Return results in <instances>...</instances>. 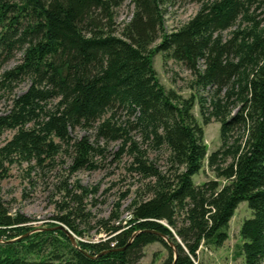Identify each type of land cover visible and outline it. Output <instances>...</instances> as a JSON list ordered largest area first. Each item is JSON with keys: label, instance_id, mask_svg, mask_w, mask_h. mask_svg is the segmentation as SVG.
I'll return each instance as SVG.
<instances>
[{"label": "trees", "instance_id": "trees-1", "mask_svg": "<svg viewBox=\"0 0 264 264\" xmlns=\"http://www.w3.org/2000/svg\"><path fill=\"white\" fill-rule=\"evenodd\" d=\"M121 2L0 0V62L21 53L3 73L4 84L29 81L0 116V134L15 132L0 146V179L18 158L38 165L53 159L60 148L54 140L73 151L72 172L95 168L96 148L85 136L71 137L93 128L96 140L120 141V152L132 157L130 171L151 180L148 198L131 202L125 225L118 215L100 220L97 233L106 239L77 241V247L57 224L33 228L30 218L10 214L0 200V264H134L156 242L168 252L163 264L173 263L174 249V264H198L201 245L227 240L241 202L252 217L241 224L239 254L243 264H264V0H130L131 19L116 35L114 10ZM180 2L200 7L166 32L164 8ZM156 53L183 64L193 85L209 93L197 102L203 125L220 124V146L208 156L194 97L159 83ZM120 110L129 118L115 123ZM132 131L143 144L167 148L171 175L148 163ZM204 161L225 185H194ZM75 190L80 194L68 190L67 197L77 204L95 193L78 184ZM75 211L51 220L81 237Z\"/></svg>", "mask_w": 264, "mask_h": 264}, {"label": "rangeland", "instance_id": "rangeland-1", "mask_svg": "<svg viewBox=\"0 0 264 264\" xmlns=\"http://www.w3.org/2000/svg\"><path fill=\"white\" fill-rule=\"evenodd\" d=\"M200 5L195 3L180 2L164 8V29L171 32L180 28L191 19L199 10ZM133 12L130 0H122L114 10V28L116 35L124 25L129 22ZM224 33L223 37H227ZM158 41L152 45H157ZM21 53L14 52L8 60L0 62V116L5 114L11 104V99L24 93L29 87V81L22 80L12 83L7 87L2 75L6 70L17 65ZM153 68L159 83L166 90H173L180 97L195 99L192 110L193 115L202 127L203 141L207 146V156L216 151L220 146V124L213 119L208 124H202L199 114L198 99L208 97L207 91H201L193 85V76L183 66L174 60L163 58V54L153 56ZM52 103H48V108ZM108 118L105 116L104 119ZM125 111L115 115V123H123L128 119ZM15 132L5 130L0 134V146L6 143ZM83 136L96 148L91 158L95 168H83L72 172L73 151L66 145L54 140L59 152L53 159H46L38 165L35 161H22L20 158L4 166V177L0 179V200L10 214H22L30 218L33 228H45L50 224H59L52 218L62 216L68 210H76L78 216L75 225L84 233L81 237L72 234L76 241L97 242L106 239L103 231L97 233L100 227L98 221L106 220L112 215H118V222L125 225L128 219V210L133 200L148 198L145 186L151 180H143L132 173V157L126 150L120 152V141L96 140L95 130H75L71 132L72 140H79ZM130 137L139 141V150L162 173H170L167 148H155L153 144L141 143L139 135L132 131ZM171 175V173L169 174ZM194 185L201 186L206 182L217 181L223 186L227 181L217 179L215 174L203 163L202 169L192 178ZM93 190L95 193L88 197H80V204L67 197V191L79 195L75 185ZM126 195V197H123ZM69 207V208H68ZM252 212L246 202L237 206L233 217L229 221L227 240L220 247L214 245H201L197 251L198 264H243V257L239 254L242 239L239 235L241 224L250 219ZM73 218V217H72ZM163 224H166L163 222ZM56 225V226H57ZM102 239V240H103ZM143 256L134 264H163L168 258V252L161 243L147 245L142 250Z\"/></svg>", "mask_w": 264, "mask_h": 264}, {"label": "water", "instance_id": "water-1", "mask_svg": "<svg viewBox=\"0 0 264 264\" xmlns=\"http://www.w3.org/2000/svg\"><path fill=\"white\" fill-rule=\"evenodd\" d=\"M56 229L63 231V232L66 234V236L69 238L71 244H72L74 247H77V241L75 240V238H74V236L72 235V233H71V232H70L65 226H63L62 224H58V226L56 227ZM162 238L164 239V241H165L169 246L173 247L172 242L169 241L168 238H166V237H164V236H163ZM173 248H174V247H173ZM175 259H176V251H175V249H174V256H173V263H172V264H174Z\"/></svg>", "mask_w": 264, "mask_h": 264}]
</instances>
